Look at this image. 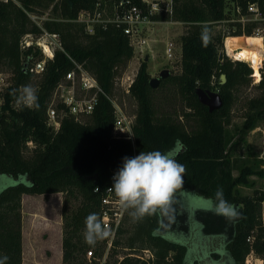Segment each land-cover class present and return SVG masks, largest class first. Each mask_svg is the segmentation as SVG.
<instances>
[{
	"label": "trees",
	"instance_id": "1",
	"mask_svg": "<svg viewBox=\"0 0 264 264\" xmlns=\"http://www.w3.org/2000/svg\"><path fill=\"white\" fill-rule=\"evenodd\" d=\"M98 1L109 5L126 1L146 7L143 0H0V72L12 73L11 84L0 93L3 99L0 176L12 179L0 186V256L9 258L7 264H23V195L62 193V263L101 264L109 237L95 245L86 244L85 218L95 213L102 220L103 198L125 156L134 157L142 151L167 152L177 141L182 148L176 159L185 166L186 173L184 186L176 193L175 212L166 217L156 214L135 220L126 243L128 249L136 252L152 249L153 264H245L252 249L263 256L264 190L259 195L244 196L238 186L249 185L251 175H259L264 180V155L257 163L238 168L232 156L236 146L234 134L229 129L239 92L252 84L254 71L248 62L232 60L225 51L228 34L254 37L256 23H248L243 28L240 23L229 22L225 31L214 30V26L230 18L226 12L227 0H174L172 15H154L156 19L187 24L181 36V72L171 73L157 88H152L149 60L140 64L129 93L138 104L132 142L113 136L115 107L107 96L114 95L116 77L134 56L130 38L122 26L96 25L94 33H88L85 24L76 20L82 10L94 11ZM235 1L244 11L249 3H263V0ZM48 9L51 17L43 21V27L60 34L63 49L56 51L43 73L35 74L29 68L25 71L24 63L39 58L40 51L30 47L23 52L21 40L27 33L42 31L29 13L43 15ZM74 61L97 78L106 94H99L94 111L85 121L77 120L66 109L61 127L55 131L48 125L47 111L56 87L73 70ZM222 74L227 78L224 84L220 83ZM35 75L39 76L33 85L38 100L29 107L21 102L22 90L32 86ZM167 85L175 88L183 102L184 121L179 120L177 112V116L159 112L154 92ZM255 87L260 93L247 101L241 128L245 132L264 125V73ZM198 88L218 91L223 105L210 111L200 102ZM58 107L62 109L64 105ZM30 142L34 146L26 155ZM237 168L240 171L235 176ZM218 188L236 207L239 217L230 223L223 216L209 212L213 218H198L197 224L182 206L183 195L193 190L209 199ZM126 215L127 212L105 264H148L129 254L110 261L117 256L121 237L127 233ZM196 232L204 239H224L220 251L225 254L210 249L207 256L211 259L207 261V257L201 258L202 250L198 249L200 255L192 253L191 242L188 247L167 237V233L189 236ZM253 234L255 240L251 243L248 237ZM89 250L93 251L91 260L87 257Z\"/></svg>",
	"mask_w": 264,
	"mask_h": 264
},
{
	"label": "rangeland",
	"instance_id": "2",
	"mask_svg": "<svg viewBox=\"0 0 264 264\" xmlns=\"http://www.w3.org/2000/svg\"><path fill=\"white\" fill-rule=\"evenodd\" d=\"M40 16L42 18L44 17L42 20L50 18V9L45 10L43 15ZM227 23L228 22L217 24L214 26V30L225 31V29L228 27ZM186 30L187 24L180 21L153 24L152 29L144 33L150 40L149 45L146 46L142 52H138L139 50H136L128 65L121 69L120 74L116 77V86L114 95L112 97L123 107L124 111L129 116H131L132 119H134L136 116L138 104L136 100L124 90L121 80L122 77L127 75L132 77L134 74H137L140 64L146 60V57H149L148 71L150 72L151 77L159 76V73L163 69H169L173 74L180 73L182 52L181 36L186 32ZM243 37L247 36L244 35ZM168 40H174L178 47L176 56L173 59L168 58L165 53ZM225 51H227L226 47ZM231 59L234 60V58ZM252 69L254 71L253 67ZM3 72L7 76H12V73L8 70ZM263 73L264 60L263 67L261 68V78ZM38 79L39 76L35 75L34 79L31 81L32 87L38 81ZM259 81L260 80H258V78L253 73L252 84L250 86L241 88L238 101L233 108V121L229 129H231L232 133L234 134V142L236 146L232 150V156L238 168L242 167L244 164L257 163L264 155V125H261L250 132L241 130L245 119L244 115L248 99L256 97L260 93V90L255 87V83L257 84ZM174 89L175 88L171 87V85H167L164 88H158L154 92L155 103L160 114L167 112L177 116V112L178 115H180L179 120L184 121L182 120L181 116L185 110L183 109V102L180 97L176 95ZM77 90L79 91L80 89L77 87ZM88 118V115H84L80 119L85 121ZM33 146L34 144L32 142L28 144L29 149L25 150L26 155L30 154V149H32ZM238 168L234 171L235 176L239 174L240 170ZM249 179V185L238 186L239 193L244 196H253L257 193L258 195L261 194L264 190L263 178H261L259 175H251ZM10 180L12 179L0 176V186L2 187L7 185ZM63 199L64 195L62 193H53L46 196L38 194L23 195V231L25 228V252L23 254V264H63ZM182 202L184 210L188 212L190 217H193L196 223L198 222V218H213V214L209 213L212 211L206 210L208 206V198L199 196L196 191L191 190L188 194H184L182 197ZM75 204L77 205L78 202H75ZM198 213L200 214L197 215ZM126 216L127 220L125 222V228L127 229V233L121 237L122 245L118 248L117 256L110 258L111 262H114L116 258L121 259V257H124L127 254L136 252L134 250L132 251L128 249L126 246L127 239L133 232L134 224V220L129 216L128 213ZM261 219L262 225L264 227V202L261 206ZM189 236L185 233H182L180 236L167 233V237L169 239L181 242L188 247V244L191 242L190 246L192 247V253L200 255L201 253L198 252V249L202 250L203 257L201 258L207 257V261H210L211 259L210 255L207 256V251L210 249H217V251H220V249L223 247L222 244L224 239L222 240L220 237L215 239L213 237L204 239L200 232H196L194 235ZM220 253L223 255L225 254L222 250ZM262 257L264 258V254Z\"/></svg>",
	"mask_w": 264,
	"mask_h": 264
},
{
	"label": "built area",
	"instance_id": "3",
	"mask_svg": "<svg viewBox=\"0 0 264 264\" xmlns=\"http://www.w3.org/2000/svg\"><path fill=\"white\" fill-rule=\"evenodd\" d=\"M8 1V0H5ZM146 7L137 4H127L126 1L114 2L109 5L98 1L94 11L82 10L78 18L86 26L88 33H94L96 25L116 24L122 26L124 32L129 36L134 51L142 52L149 45V38L144 33L152 29L155 23L173 22V20L156 19L154 15H172L174 10V0H143ZM226 12L230 18L222 23H240L244 28L248 23H256L254 36L262 40L263 60H264V0L263 3H249L247 10L237 4L235 0L226 1ZM30 18L41 28V33H27L21 40V50L24 52L28 48L33 47V51L39 50L40 56L32 60L29 64V70L35 74H41L45 71L47 62L55 57L57 50H62L63 45L59 33H53L43 27L44 17L42 18L37 13H29ZM235 28V27H234ZM232 35H227L226 39ZM246 36V35H245ZM177 45L174 40H168L165 48V53L168 58L173 59L177 53ZM230 58L231 54L226 51ZM243 61V60H242ZM137 74L132 77L127 75L122 77V85L126 93H130V87L133 84ZM65 79V80H64ZM56 87L52 102L48 108V125L55 131L61 127L62 118L65 115L66 109L71 115H74L77 120L84 115H90L98 103L100 93H105L97 78L88 71L82 64L74 61V68L67 74ZM11 84V76H7L4 72H0V93L3 92ZM80 89L79 91L77 90ZM115 107V123L113 127V136L118 139H126L134 142L133 124L134 119L131 118L123 109V107L115 101L112 96L107 95ZM3 99L0 98V110ZM59 105H64L59 109ZM111 187V186H110ZM108 187V188H110ZM96 191L99 190L97 187ZM124 211L117 204L113 192L106 191L103 198V214L102 221L110 229L108 236L107 250L101 259V264H105L109 249L117 234L118 228L125 216ZM255 235L248 237V241L253 243ZM130 256L136 257L148 264H153L155 253L150 248H145L139 252H132ZM93 251L87 253L88 259L91 260ZM122 259V257H121ZM245 264H264V258L252 249L245 258Z\"/></svg>",
	"mask_w": 264,
	"mask_h": 264
},
{
	"label": "clouds",
	"instance_id": "4",
	"mask_svg": "<svg viewBox=\"0 0 264 264\" xmlns=\"http://www.w3.org/2000/svg\"><path fill=\"white\" fill-rule=\"evenodd\" d=\"M38 100L36 89L27 85L22 90L21 102L33 106ZM182 148L181 142L167 152L153 150L140 152L134 157L123 158L122 166L113 175V184L107 190L114 193L120 209L135 220L160 214L168 216L175 212L176 193L184 186L186 168L176 156ZM208 211L223 216L232 222L240 215L236 207L225 198L222 189L208 199ZM84 241L95 245L110 235V229L95 213L85 218ZM8 257L0 256V264H7Z\"/></svg>",
	"mask_w": 264,
	"mask_h": 264
},
{
	"label": "bare ground",
	"instance_id": "5",
	"mask_svg": "<svg viewBox=\"0 0 264 264\" xmlns=\"http://www.w3.org/2000/svg\"><path fill=\"white\" fill-rule=\"evenodd\" d=\"M259 37L229 36L226 48L229 54L239 60L246 61L254 68V75L261 79L263 67V46Z\"/></svg>",
	"mask_w": 264,
	"mask_h": 264
},
{
	"label": "water",
	"instance_id": "6",
	"mask_svg": "<svg viewBox=\"0 0 264 264\" xmlns=\"http://www.w3.org/2000/svg\"><path fill=\"white\" fill-rule=\"evenodd\" d=\"M148 60H149V57H146V61H148ZM30 61H31V59H29L28 61H26L24 63V70L25 71L29 67ZM170 74H171V72H170L169 69H163L159 73V76L151 77V79H150L151 87L152 88H157L160 85L161 80L169 77ZM226 81H227L226 75L222 74L220 76V83L224 84ZM197 94H198L200 102L202 104L208 106L210 111L218 109V108H220L223 105L222 97H221V95H220V93L218 91H204V90L198 88L197 89Z\"/></svg>",
	"mask_w": 264,
	"mask_h": 264
},
{
	"label": "crops",
	"instance_id": "7",
	"mask_svg": "<svg viewBox=\"0 0 264 264\" xmlns=\"http://www.w3.org/2000/svg\"><path fill=\"white\" fill-rule=\"evenodd\" d=\"M166 23H172V22H166ZM152 32H153V30H152ZM23 234H24V237H23V248H24V252H25V228H24Z\"/></svg>",
	"mask_w": 264,
	"mask_h": 264
}]
</instances>
